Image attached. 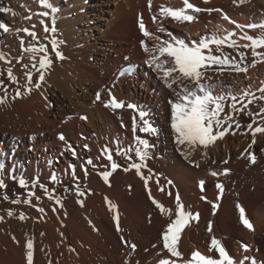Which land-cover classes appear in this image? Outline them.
<instances>
[{"label": "bare ground", "instance_id": "obj_1", "mask_svg": "<svg viewBox=\"0 0 264 264\" xmlns=\"http://www.w3.org/2000/svg\"><path fill=\"white\" fill-rule=\"evenodd\" d=\"M52 2L60 10L56 27L63 60L56 59L45 39L48 34L40 21L43 19L50 26V18L39 15L47 9H43L38 0H0V4L16 13H7L8 21L3 18L5 13H0V22L10 28L8 33L0 30V51L6 56V60L0 61V80L9 97L6 106L0 107V161L6 165L3 171L6 188L0 189V216L3 217L0 221V264H27V240L30 238L34 243L33 264H158L161 258L170 257L163 249L162 234L175 218L177 192L186 210L199 213L198 222L192 221L181 233L178 250L183 259H190L193 251L217 257L215 250H209L214 234L235 261H240L244 255L264 261V134L257 133L256 143L249 149L252 136L246 127L253 120L248 111L259 112L264 101L254 100L245 111L233 114L240 128L234 123L215 145L207 149L197 146L192 151L176 144L175 133L170 127L169 101L175 99L173 91L146 64L148 56L141 41L149 45L152 41L140 31L139 19L143 18L150 32L164 36L156 32L160 18L153 22L152 16L161 6L183 7V0H152L151 11L148 0ZM190 2L200 8H219L222 12L198 13L197 20L192 23L163 19L166 30L178 38L191 41L213 32L219 36L235 32L232 39L237 45H243L251 44L240 38L244 33L261 35L260 28L241 30L229 20L245 26L261 23L264 21V0H247L242 5L234 4L233 0ZM223 14L229 20H224ZM24 27L34 31L37 39L16 31ZM33 44L37 47L47 45L53 64L41 89L29 93L22 87L26 82L25 73L33 71L35 82L38 73L31 65L37 61L32 60V53L23 49ZM213 49V55L227 54L238 62L239 52H244L241 66H247L248 72L226 70L220 75L210 71L207 75L213 76L214 81H222L228 92L239 93L240 89L251 86L259 97L257 89L264 86L261 83L264 61L252 55L251 47L236 50L225 45L220 52L215 51V46ZM257 51L264 52V49ZM39 55L42 53L37 54V60ZM128 65L136 66L133 74L120 76L119 71ZM9 67L18 84L7 78ZM16 87L21 88L22 98L11 100ZM97 92L101 93L100 101L95 99ZM110 94L125 107L115 110L105 107ZM0 95H3L2 89ZM128 103L150 113L156 135L141 133L139 129L133 133V117L137 113L126 107ZM237 106L241 107L239 103ZM225 112H230L227 105ZM262 117L264 113L255 119L264 123ZM256 126L254 124L253 128ZM61 133L65 141L58 139ZM136 135L147 139L151 145L146 167L141 168L143 177L129 167L133 161L139 162L134 151L130 153L132 160L115 152V140L128 146L134 144ZM86 144L88 148L84 147ZM69 145L76 150V157L66 150ZM105 145L113 149V158L120 165L112 171L107 182L98 174L111 171L109 162L101 155ZM249 152L255 154V164L247 158ZM88 158L94 164L108 167L87 166L88 174L85 175L82 168ZM70 165L76 166L78 179L71 174ZM13 168L17 176L22 175L30 182L38 177L40 184L49 190L55 189L51 193L54 198L49 199L37 186L32 189L35 196L31 205L11 203L13 199L23 201L27 198L26 189L19 187L18 180L10 178ZM53 172L58 177L56 183L50 181ZM212 172L217 175H211ZM149 177L146 184L145 179ZM168 180L173 183L169 185ZM200 181L205 182L203 190ZM217 184L223 185L222 194ZM77 185L84 195L78 194ZM5 195L8 200L3 198ZM56 198L61 200L62 207L56 204ZM153 200L170 209L171 215L161 212ZM108 201L117 206L122 231L116 229V212L109 208ZM213 203L219 205L215 215ZM237 204L245 209L253 230L241 223ZM39 207L45 211L39 212ZM8 210L13 212L12 216L7 214ZM21 213L26 219L19 218ZM209 221L213 224L211 234L207 232ZM132 243L137 245L135 251L130 247ZM244 243L251 246L247 253L241 247Z\"/></svg>", "mask_w": 264, "mask_h": 264}, {"label": "snow or ice", "instance_id": "obj_2", "mask_svg": "<svg viewBox=\"0 0 264 264\" xmlns=\"http://www.w3.org/2000/svg\"><path fill=\"white\" fill-rule=\"evenodd\" d=\"M205 3H208L209 0H204ZM247 0H233V3L236 5H242L246 3ZM39 5L43 9L50 11H43L39 13L42 17L50 18V26L48 23H45L42 19L40 22L43 24V31L48 35L45 36V39L49 41L51 49L55 53L56 59L63 60L65 57L60 51L61 41L57 36L58 29L57 24V14L59 13V8L54 5L52 0H38ZM149 10L151 11L152 0H148ZM222 12L219 8H200L195 6L190 0H183V7L173 8L168 6H161L157 14L152 16L153 22L157 21V18H160V23L157 26V33H163L164 36L157 35L156 33L150 32L143 18L141 17L138 22V26L143 36L148 40L152 41L151 45L145 41H141L143 51L147 54L148 59L146 64L148 67L152 68L158 73V78L164 83V85L173 91L174 100H170V127L175 133V141L177 145L186 146L192 151L196 150L197 146H202L203 149H207L209 146L215 145L218 140H222L225 135L233 128L235 123L236 128H240L241 125L234 118V113L243 112L248 108L249 104H252L254 100L264 101V86H261L257 91L260 93L259 97L255 95V92L251 90V86L247 89H240L239 93L236 91L228 92L224 89L222 81H214L213 76L207 75L208 72H214L222 75L224 71L230 70L237 73H247L248 67L241 66V62L245 59V53L239 52L240 62L236 61L234 57L230 58L228 55H213V46H215V51L220 52L223 46L228 48H233L238 50L239 48H249L252 49V55L259 57L264 61V52H258V48L264 49V21L261 23H250L248 25H241L236 23L234 20H229V17L226 14L222 15L224 20H229L230 23L235 24L236 28L243 30L245 27L250 29L260 28V36H252L248 33H244L240 38L247 39L251 41V44L237 45V42L232 39L236 35L235 32H228L225 36H219L215 32L211 34H205L201 36L198 40L186 41L185 39L178 38L173 35L171 32L167 31L163 26V19L171 18L174 22L177 23H192L197 20L198 13L201 12ZM16 15L15 12L10 7L3 6L0 4V13H9ZM31 19V17H27ZM33 27H35L33 25ZM0 30L3 33H8L10 28L8 25L0 22ZM17 32L23 31L27 34L28 37H31L33 40L37 39V35L34 31L30 30L27 27L22 29H17ZM24 41L21 40V45L23 46ZM24 52L32 53V60L37 61L32 63L31 68L35 69L38 73L37 80L33 82V71L29 70L25 73V84L22 86L25 90L31 93L33 90H39L42 87V84L45 82L46 74L53 64V59L48 54L49 47L47 45L37 47L35 44L25 47ZM39 55L37 60V54ZM20 59H23L21 57ZM127 59V58H126ZM6 60V56L3 51H0V61ZM7 63H11V60H7ZM230 66V67H226ZM255 67V63L252 65ZM25 68H28V65H24ZM135 65H128L122 68L119 71L120 76L131 75L133 74ZM7 78L13 83L18 84L17 77L13 74L12 68L7 69ZM264 85V81L261 82ZM0 89L3 90V95H0V107L6 106L9 102L8 90L3 87V81L0 80ZM17 98H22L21 88L16 87L14 89V95L11 97V100ZM46 99V98H45ZM95 99L97 101L101 100V93L97 92ZM247 101L245 103L244 101ZM240 104L241 107H238L237 104ZM226 105L230 109V112H225ZM105 107H111L115 109H122L125 107V104L122 101H118L115 96H111L110 99L105 102ZM127 108L134 110L137 113V116L133 117L132 130L133 133H136L137 129L139 132L144 134L156 135L157 129L151 123L149 119L150 113L147 110H144L140 106L134 103H128ZM264 113V107H261L259 112L253 113L250 110L248 115L253 117L251 123L247 124V129L251 132L252 141L249 144V149L253 144L256 143L257 133L264 134V123H258L255 117L261 116ZM81 119H87V117H81ZM264 119V117H262ZM257 126L253 128V125ZM124 125H122L123 127ZM235 135V131L232 132ZM35 139V137H32ZM60 141H65V136L61 133L58 136ZM115 152L117 155L124 156L125 158L132 160L130 153L134 151L135 157L138 158L139 162L133 161L129 167L136 169L138 174L141 172L142 167H146V160L149 158V148L151 145L149 141L141 136H134V144L128 146H122L119 140L114 141ZM85 148H88V145H84ZM68 151H70L73 157L77 156L76 150L70 145L67 146ZM247 151V150H246ZM113 149L105 145L101 149V155L109 162L111 171L105 170L101 171L98 174L102 176L103 180L107 182L109 180L112 171H115L120 165L113 158ZM187 156V154H185ZM250 163H256L255 154L249 152L248 157ZM99 159V157H98ZM58 162V161H57ZM225 164L228 163L227 160L223 161ZM5 163L0 161V189L6 188V184L3 177V171L5 169ZM92 168L103 167L107 168L108 165H97L93 163L91 158H88L85 161V166L82 168L85 175L88 174V167ZM197 166H199L197 164ZM71 169V174L75 179L78 177L75 176V165L69 166ZM128 169H125L127 171ZM225 169V173H227ZM211 175H217L216 172H212ZM10 178L13 180H18L19 187L26 189L27 198L21 201V199H13L10 202L13 204H20L21 202L31 205L32 197L35 196V192L32 189H35L37 186L46 194H48L49 199L54 197L51 195L55 189L49 190L46 185L40 184L38 177L34 178L33 181H28L24 176H17L15 174V169H11ZM147 179L145 183L147 184ZM50 181L53 183L58 182L57 175L53 172L50 176ZM157 183L159 180L157 179ZM167 183L171 185L173 182L168 180ZM204 181H200L199 185L201 190L204 188ZM216 187L220 190L222 194L224 187L222 184H217ZM163 191V189H161ZM77 192L79 195H84L83 192L79 191V185H77ZM171 194V193H169ZM150 195V193H149ZM5 200H8L9 197L5 195L3 197ZM37 199H40L37 197ZM219 199V197H218ZM56 204H60L62 207L61 200L56 198ZM82 203V202H81ZM153 203L161 212L168 213L171 215V210L165 208L158 201L153 200ZM176 212L175 218L167 225L166 230L163 231L162 240H163V249H166L170 254V257L161 258L158 261V264H245L246 261H249L250 264H264V261H257L255 257H250L244 255L240 261H235L234 258L229 255L226 248L224 247L222 241L218 239L214 234L211 236L209 250H215L218 254L217 257L210 255L201 254L199 251H193L191 253V258L188 260L183 259L182 253L178 250V242L180 240L181 233L192 221L199 220V213H193L191 210H186L185 205L181 202V197L177 192L175 196ZM109 208L116 212V229L117 231H122L119 223V214L116 211L117 206L113 205L111 201H108ZM218 203H213V215L216 214L218 208ZM236 208L239 212V218L241 223L249 230H253V225L246 217L245 209L237 204ZM38 211L43 213L44 208L39 207ZM53 211H56L53 208ZM9 216L13 215L11 210H8L7 213ZM19 218L21 220L26 219L23 213L20 214ZM3 220V217L0 216V221ZM207 232H213L212 221H209L207 224ZM15 239V237H13ZM123 240V236L121 237ZM125 243H128L125 241ZM133 251L136 250L137 245L132 243L130 245ZM156 247V245H153ZM243 252L247 253L250 251L251 246L244 243L241 245ZM27 264H33L34 259V243L30 238L27 240ZM175 258V259H172Z\"/></svg>", "mask_w": 264, "mask_h": 264}, {"label": "rangeland", "instance_id": "obj_3", "mask_svg": "<svg viewBox=\"0 0 264 264\" xmlns=\"http://www.w3.org/2000/svg\"><path fill=\"white\" fill-rule=\"evenodd\" d=\"M3 18H5V21L8 19L9 20V17H7V13H5L4 15H3ZM7 20V21H8ZM227 55V54H226Z\"/></svg>", "mask_w": 264, "mask_h": 264}]
</instances>
